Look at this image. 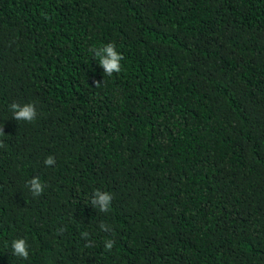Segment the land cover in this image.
Listing matches in <instances>:
<instances>
[{"label": "trees", "instance_id": "1", "mask_svg": "<svg viewBox=\"0 0 264 264\" xmlns=\"http://www.w3.org/2000/svg\"><path fill=\"white\" fill-rule=\"evenodd\" d=\"M0 128V264H264V0H0Z\"/></svg>", "mask_w": 264, "mask_h": 264}, {"label": "clouds", "instance_id": "2", "mask_svg": "<svg viewBox=\"0 0 264 264\" xmlns=\"http://www.w3.org/2000/svg\"><path fill=\"white\" fill-rule=\"evenodd\" d=\"M90 51L93 53L95 58H99L100 64L103 66L105 70V74L107 76H112L113 73H119L121 71V61L123 60V56L120 52L116 50V46L113 43H109L100 48H91ZM106 53V56L103 55ZM99 82H96V86H99ZM10 110L13 112V118L16 120H25L28 122H32L36 118V108L34 103H27L21 105L19 103H12L10 105ZM4 133L3 128H0V134ZM2 143H0V147H2ZM55 163V159L52 156H48L45 159V164L51 166ZM30 191L34 196H39L42 194L44 190V185L38 178H32L28 182ZM113 196L109 192H101L100 190H95L93 193V197L91 199V203L94 207H96L100 212L107 213L110 211L111 201ZM100 228L103 231H111L110 226L105 223L100 224ZM83 237H87L88 233L84 232L81 234ZM114 241L108 239L105 241L106 250H111L113 248ZM11 247L13 249V255L20 257L22 259H28L29 251L28 245L24 238H18L11 242Z\"/></svg>", "mask_w": 264, "mask_h": 264}]
</instances>
